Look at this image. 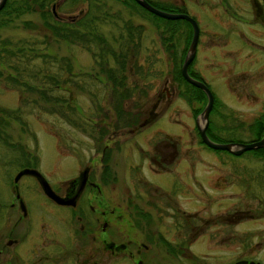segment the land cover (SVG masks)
Listing matches in <instances>:
<instances>
[{
	"label": "rangeland",
	"instance_id": "374dc122",
	"mask_svg": "<svg viewBox=\"0 0 264 264\" xmlns=\"http://www.w3.org/2000/svg\"><path fill=\"white\" fill-rule=\"evenodd\" d=\"M13 1L20 0L9 2ZM157 1L160 5L184 9L197 21L199 40L190 69L219 101L216 110L208 115L214 125L212 132L223 141H250L252 133L247 126L264 112V53L248 45L236 31L253 42L262 41L248 34L247 25L237 24V17L232 22L234 32L224 26L226 0ZM90 8L103 11L101 18L105 20H97L96 25L114 48L118 47L120 35L128 36L125 25H132L129 30L137 45L131 47L138 51L137 66L129 61L126 83L130 96L123 98L121 104L125 110L137 114L136 126H114L121 121L114 111L115 104L110 101L111 83L99 71L98 55L95 59L82 45L68 44L52 36L47 38V30L40 25L41 18L36 12L11 17L0 28L2 76L15 73L7 64L19 61L21 53L16 52L24 46L30 58L29 70H21L20 74L26 81L31 80L26 78L30 74L35 75L33 82L49 87L51 92L44 98L0 80V108L20 109L21 119L8 117L0 125V247L13 220L21 215L10 202L16 193L10 188L20 166L30 163L54 190L61 192L62 184L74 177L79 167L98 164L106 145L111 150L109 165L117 176L115 187L102 190L108 205L115 193L129 198L151 214L154 226L171 246L179 241L183 245L185 240L177 235L184 230L179 211L193 214L197 238L190 244V250L197 263L237 264L235 260L243 258L259 237L264 246V157L247 151L240 155L216 151L199 141L196 127L202 122L195 112L205 103L185 99L184 94L189 95L187 91L191 90L173 80V55L166 49L172 43L170 49L180 56L186 28H172L170 35L165 22L154 19L133 3L126 6L114 0H54L49 3L48 11L55 19L68 22ZM23 21L35 27H25ZM168 35L171 41L166 39ZM28 45L32 50L26 48ZM100 48L101 45L91 49L97 53ZM10 51L16 55L9 57ZM248 54L251 57L247 58ZM62 58L69 59L70 70ZM106 60L115 64L111 58ZM48 75L57 76V85H50ZM56 97L63 100L52 104ZM52 107H61L67 118L51 113ZM150 111L154 115L149 116ZM158 142L164 143L165 148L156 147ZM161 153H165L167 169L153 173L157 167L149 159ZM17 181L16 190L29 212L26 220H19L22 228L17 237L23 253L20 263L31 264L38 256H47L45 261L40 260L48 264L82 263L90 240L80 234V223L71 222L69 210L48 201L31 176H22ZM230 215H234L232 219L241 217L240 222L226 221ZM28 222L31 225L26 228ZM135 230L132 237L144 241L140 231L133 234ZM12 233L15 237V232ZM78 249L84 253L75 255ZM34 250L37 256L32 253ZM151 250L146 257H139L141 261L188 262L184 256L172 257L161 248ZM260 252L258 257L264 259V248ZM107 255L108 252H102L99 264H134L124 254L110 259Z\"/></svg>",
	"mask_w": 264,
	"mask_h": 264
},
{
	"label": "flooded vegetation",
	"instance_id": "af4514ba",
	"mask_svg": "<svg viewBox=\"0 0 264 264\" xmlns=\"http://www.w3.org/2000/svg\"><path fill=\"white\" fill-rule=\"evenodd\" d=\"M223 3L224 6H226L223 11V15L226 20L224 26L231 29L233 27V18H239V21L237 20V24L247 25L248 34L253 36L255 40H260L262 42H253L251 38L245 36L241 31H236L237 35L241 36L248 45H252L260 51L263 50L264 53V0H226ZM178 9L179 12L188 14L186 10L180 8ZM226 9H228V11H226ZM212 15L214 16V14ZM231 32L234 31L231 29ZM246 57L249 58L251 56L248 54ZM191 72L193 71L191 70ZM242 72L246 73L245 71ZM153 113L154 112L150 111L149 116L154 115ZM120 124L124 125L121 121L120 123L116 122L114 126L117 127ZM135 126L136 124H133L132 127ZM176 143L173 144L174 147ZM159 146L165 148L164 143H156V147ZM110 152L111 150L107 149V146L105 145L100 152L101 157L99 158L98 164L95 166L91 163H87L85 166L83 165L82 169L79 167L78 173L70 180L62 184L61 192L58 189L54 190L53 187L49 185L51 189L62 198L68 200L72 199V202L69 204H57L55 201L45 196L44 191L41 190V178L43 177V174L41 175L42 177L38 176V174L33 175L31 173L22 175L23 177L25 175H29L33 178V180H36L39 185L38 187L48 201H50L53 205L65 208L67 211L69 210V218L71 219V222L74 220L80 223V225H78L80 234H82L84 238H88V240H90V245L86 253L79 250L80 248L75 251V255L83 253L85 255L82 259V263L80 264L101 263L100 255L102 252H108L107 256L109 259L124 254L128 258L133 259L134 264H146L141 261L140 258L146 257L149 253H151V249L159 248H161V250L163 249L164 252L166 251L165 253L172 257H176L177 255L184 256L188 259L186 264H198L196 259L197 257L192 255L190 250V244L197 238L195 224L196 217L193 214H185L183 211H179V214L184 219V230L182 233L179 231L177 235H181L182 238L185 239L183 244L184 246L180 244V241L178 243H172L171 246L170 241L166 238V236H164V234H160L157 226H154V219H152L151 214L138 206L136 203L134 204L129 198L127 199L126 197L119 196L115 193L110 196L111 202L109 205L106 203V198L103 197L102 190L107 186L113 187L114 183L117 182V176H115L114 171H112L110 176L104 174L105 171L102 163L104 159H108V166L112 170V166L109 165L111 159ZM165 158V153H161V155L157 154L149 159L150 163L158 168L152 170L153 173L158 174L167 169L165 167ZM30 165V163H26L25 165L20 166L17 171L19 172L24 168H32L33 170L36 169L35 167H32L33 165ZM17 182H14L10 188L11 191L16 192L13 196L14 198H12L10 202L12 203V207H15L14 209H18L19 212H21V215L13 220L12 228L14 227V229H8V236L2 243L3 245L0 247V264H21L20 260L23 259V253H21V250L19 249L21 244L20 239L17 237L20 228H22V223L19 222V220L21 218L26 220V218L29 217V212H27L25 208L26 204L20 198L21 196L19 191L16 190ZM155 188L156 189H153L154 192L158 190V186ZM139 209L142 211H139ZM181 216L180 220L182 219ZM231 216L233 217L234 215H230L226 221L240 222L241 217H235L232 219ZM208 224L211 223L209 222ZM30 225L31 223H26V228ZM122 226H124V230L120 228ZM178 228H180V226ZM133 229H136L133 234L140 231L144 241L138 242L135 237H132L133 235H131V233ZM12 232H15V237H13ZM131 247H133V249H131ZM166 247H168V249H166ZM9 248H12V251H8ZM262 248H264L263 241L259 237L257 241H254V246L252 248H248L244 257L235 260V262L237 264H264L263 257H258ZM32 253L36 256L38 254L35 250L32 251ZM46 258L47 256H38V258L35 259L36 261H33L31 264H48V262H42V260H40L43 259L45 261Z\"/></svg>",
	"mask_w": 264,
	"mask_h": 264
},
{
	"label": "trees",
	"instance_id": "16d2710c",
	"mask_svg": "<svg viewBox=\"0 0 264 264\" xmlns=\"http://www.w3.org/2000/svg\"><path fill=\"white\" fill-rule=\"evenodd\" d=\"M9 1L10 0H7L5 4L3 5L4 7L0 10V17L1 16L5 17V18L3 17V19L0 18V28L6 25L8 21L12 19L11 17L13 16L18 17L24 13L36 12L37 14L40 15V18H41L40 25L42 26L43 29L47 30V33H48L47 38L49 36H52L54 37V39L68 42V44L70 43V44L82 45L86 47L90 53L93 54L95 59L98 55L100 58L98 59V61H100L101 63V69H99V71L101 73H104V76L107 82L111 83V89H110L111 100L110 101L113 104H115L114 111L117 114V118L122 121V123L124 124L123 126L135 124V122L138 119L137 114L135 115L134 113H131L125 110V108L121 104V101L123 100V98L126 99L130 96V94L128 93V88L130 87L128 83H126V78L128 77V74L126 76V73L129 70L128 68L130 67L129 61L132 60L133 64L135 65L137 64V62L135 61V58L137 57L138 51L136 50V48L133 49L131 47V44L136 43V41H134V38H133L134 35H131L130 30H129L130 26L132 25L130 24L125 25L124 29L126 31H129L128 36L123 37V35H120V37H118L119 39L118 47L114 48L115 46H111L109 42L105 41V38H106L105 35L102 32L98 31V26L96 25V22L98 21L103 22L105 20L104 18H101L102 16H104L103 11L98 10L95 12L90 8L88 11H86L85 14L83 15L81 14L80 16H77L74 19H70L67 22V21H60V20L55 19L53 15L48 11L49 3L53 2L54 0H20L17 2L13 1L12 3ZM114 1L121 2L122 4L126 6H129L131 3H133L139 9H142L144 12L150 14V16H152L154 19L165 22L166 25L169 27L168 29H170V32H171L170 35L173 33V29H175V27L177 28L180 26L181 28L184 27L188 30L187 32L184 31V34H182L184 38L185 46L183 47L182 53L180 54L179 57L176 56L175 50L170 49L172 43H170L166 47V49L173 55L172 56V60H173L172 70L174 73L173 80L177 81L179 84H184V87H187L191 90V92L187 91V94L189 95L184 94V97L186 100H188L189 102L191 100H197L198 102L204 101V103H206L207 99H205L204 92H202L200 89H197L191 86V84L186 82L181 77L182 74L180 70V65L182 64L183 56L187 50L186 44H188L189 40L191 39L190 34L192 33L189 23L182 18L177 19V20H167L163 18L160 19V17L155 16L154 14L138 6V4L134 0H114ZM147 1L151 3V5L157 8H161L163 10H167L171 12H179V9L173 5H160L157 0H147ZM94 4L98 5L97 2ZM23 24L25 25V27H35V25H32V23L28 21H23ZM133 28H139V27H133ZM170 35H168L166 38L169 41L172 40ZM100 45H101V48L98 50L97 52L98 54L94 52L93 49H91L95 46H100ZM136 45L137 44H135L134 47H136ZM26 48L29 50H32V46L28 45V47ZM16 53L17 54L21 53L20 56L18 57L19 61H17L16 63L7 64V66L13 69L15 73L12 74L10 72V74H6L5 76H2L1 74L2 72L0 71V80H3L4 82H6V85L11 84V86L15 88L22 87L26 92L37 93L40 97L45 98L48 95L47 93L51 92V89L49 87L45 88L44 86L40 85V83L38 84V83L33 82V80L36 79L35 75L33 76L30 74L26 78L27 79L30 78L31 80L26 81L25 77H23L20 74L23 71L29 70L27 65H28V62H30V58H28V56H26L25 54V47L24 46L20 47L18 49V52ZM16 53H13L12 51H10L9 57H13L14 55H16ZM35 56L38 57L39 54L35 53ZM106 58L108 59L111 58L112 62L115 64L111 65L110 63H108ZM63 59H64V64L67 65L68 69L70 70L71 65H69V61H68L69 59L62 58V60ZM190 65H188L187 69L189 70L191 76L194 77V73L191 72ZM48 80L50 81L49 83L51 86L57 85L58 78L56 75H50L48 77ZM213 99H214V102H213V105L211 106L210 115L216 110L215 107H217L218 102H219L217 99H215L214 95H213ZM62 100H63L62 98L60 99L56 97L55 99H53L52 104L61 103ZM201 109H197V111L195 112L196 117L201 112ZM49 111L51 113L52 112L58 113L62 118H67L65 113L61 111V107H52L51 110ZM19 115H20V109L9 110V109L0 108V125L3 122L2 119L8 118V117H12L15 120H21ZM208 120H209V125H207L206 130H207L208 137L211 140L217 141L218 143L228 142V141H243L239 139L238 140L237 139L226 140V141L219 140L220 137H217L212 132L213 126H214L212 124V120L210 119ZM247 127L252 133L250 141L259 140L262 134H264V112L260 113L259 116L256 117V119L251 124H249V126ZM199 141L203 143L200 140V138H199ZM216 151H222V150H216ZM247 152H252L256 156H259L260 158L264 157V148H256L254 150H250ZM107 160L108 159L106 158L102 162L104 166V171H105L104 174L107 176H110L112 174V170L108 166ZM139 211H142V210L139 209ZM206 221L209 223L208 220ZM166 249H168V247H166Z\"/></svg>",
	"mask_w": 264,
	"mask_h": 264
},
{
	"label": "water",
	"instance_id": "95a60500",
	"mask_svg": "<svg viewBox=\"0 0 264 264\" xmlns=\"http://www.w3.org/2000/svg\"><path fill=\"white\" fill-rule=\"evenodd\" d=\"M5 1L7 0H0V10L4 7ZM136 3L139 4V6L143 9H146L147 11L151 12L155 16H158L163 19L168 20H176V19H184L188 21L190 24V27L192 28V34H191V41L187 46V52L183 57L182 65L180 66L182 78L186 80L188 83L193 85L194 87L201 89L205 93V98L207 99L206 106L203 107V111L199 114V118L201 120V124L197 125V131H199L200 134V140L203 141V143L208 146L211 149L214 150H224L228 151L234 155H240L241 153L249 150H254L256 148H264V134L262 135L260 140L253 141V142H215L213 140H210L207 138V132L206 127L209 124L208 115L211 111V106L213 105V93L210 89L207 88L205 83L199 79H194L190 76L188 73L187 65L191 63L194 57V54L196 53V44L198 42V33H199V27L197 26V22L193 17H190L188 14L184 12H169L164 11L161 8L158 9L151 5L147 0H135ZM38 174L40 176L41 174L37 170L24 168L23 170H20L16 176H14L13 181L17 182V179L26 174ZM41 189L44 191L45 196L49 199L55 201L57 204H69L72 202V199H64L61 196H59L57 193H55L54 190H52L49 186V183L41 178ZM22 204V202H21Z\"/></svg>",
	"mask_w": 264,
	"mask_h": 264
}]
</instances>
